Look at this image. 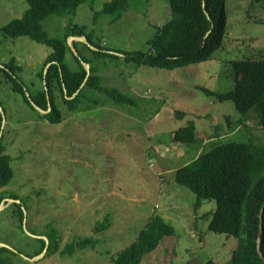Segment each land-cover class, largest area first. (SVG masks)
<instances>
[{
  "label": "rangeland",
  "instance_id": "rangeland-1",
  "mask_svg": "<svg viewBox=\"0 0 264 264\" xmlns=\"http://www.w3.org/2000/svg\"><path fill=\"white\" fill-rule=\"evenodd\" d=\"M110 1L86 0L74 15H51L44 27L51 36L63 37L68 24L87 25V31L106 47L146 50L148 41L173 15L168 0H129L117 18L103 10ZM27 8V0H0V67L15 59L22 66L21 79L35 94L45 87L41 72L52 48L29 36L10 38L2 33L4 25L23 16ZM225 12L228 33L223 46L207 61L174 70L136 67L114 56L97 59L79 43L94 64L103 62V85L128 94L134 104H117L103 93H91L90 100H102L100 106L73 114L61 105L65 120L55 124L15 91L4 73L0 75V144L12 156L14 169L12 181L3 189L18 194L28 208L22 206L26 221L21 226L12 202L4 201L0 207V245L17 252L8 255L14 264H112L155 215L173 225L175 234L166 236L142 264L231 260L238 239L209 229L216 200H205L196 212L195 193L175 180L180 166L218 144L254 140L264 145V129L255 111L243 116L232 100L220 101L199 88L231 90L233 61L264 55V5L226 0ZM72 53L68 52L67 61L75 68ZM77 117L82 122L73 124ZM191 122L197 128V141L173 142L174 131ZM218 131L221 134L213 139H203ZM107 214L110 227L96 234V223ZM51 222L62 234V247L89 235H95V246L70 256L58 252L30 259L38 246L34 238H39L32 234L47 237L43 233ZM163 246L161 255H151Z\"/></svg>",
  "mask_w": 264,
  "mask_h": 264
},
{
  "label": "trees",
  "instance_id": "trees-1",
  "mask_svg": "<svg viewBox=\"0 0 264 264\" xmlns=\"http://www.w3.org/2000/svg\"><path fill=\"white\" fill-rule=\"evenodd\" d=\"M27 1L28 8L23 16L4 25L2 33L10 38L29 36L52 48L53 52L44 63L45 70L50 64L48 71L46 75L45 70L41 72L45 87L35 94L31 93L20 77L22 66L16 64L15 59L0 67V75L4 73L7 82L12 83V88L21 93L32 107L42 111L43 118L55 124L65 120L63 105L73 114L88 112L100 106L102 100H90L91 93H103L117 104L135 103L128 94L103 85V76L100 74L103 62L94 64V60L78 46L79 43H83L86 51L97 59L114 56L124 58L136 67L149 65L174 70L211 59L223 46L228 33L226 0H168L173 12L172 18L148 41L150 47L146 50L124 51L106 47L100 39L95 40L93 32L87 31V25L70 23L63 37H53L45 29L44 21L48 17L74 15L80 4L86 0ZM128 2L129 0H111L103 10L115 13L119 18L126 10ZM250 2L253 5L256 3L264 5V0ZM70 37L74 38L72 44L69 42ZM76 37H85L87 42L75 39ZM69 51L74 54L77 63L75 68L67 61ZM233 67L235 85L231 90L215 92L204 86L199 88L215 95L220 101L232 100L243 116L255 111L259 125L264 129V55L261 53V56L234 60ZM178 114L185 116V112L182 111H178ZM172 140L183 144L196 142L195 123L191 122L175 130ZM13 177L12 156L1 143L0 206L8 198L21 200L18 194L3 189L10 184ZM175 180L195 193L196 212L205 200H216L217 207L209 223V229L238 239L232 258L226 264H264V145L259 146L254 140H230L218 144L211 150L203 152L194 161L180 166L175 172ZM11 205L17 207L16 214L23 226L26 214L22 206L28 210L25 202L13 201ZM110 219V215L107 214L103 221L96 223V234L110 227ZM261 222L263 231L259 249ZM47 226L49 231L43 233L49 239L45 256H52L58 252L70 256L78 250L95 246V235H89L84 238L77 237L62 247L63 237L59 229L53 222ZM174 234V226L163 216L155 215L151 217L137 239L115 257L112 264H142L146 255L154 253L166 236ZM34 240L38 246L29 255L31 258L40 256L47 245L43 237ZM165 248L166 246H163L159 252L151 255H161L160 252ZM10 253L17 252L8 247H0V264H14L8 256ZM205 264L217 263L210 260Z\"/></svg>",
  "mask_w": 264,
  "mask_h": 264
},
{
  "label": "water",
  "instance_id": "water-1",
  "mask_svg": "<svg viewBox=\"0 0 264 264\" xmlns=\"http://www.w3.org/2000/svg\"><path fill=\"white\" fill-rule=\"evenodd\" d=\"M73 37H70V39H72ZM70 39H69V42L71 43V41H70ZM75 39H78V40H80V41H83V42H87V40H86V38L85 37H76ZM72 44V43H71ZM75 49V48H74ZM49 66H50V64L47 66V68H46V70H45V75H46V73H47V71H48V68H49ZM87 67H88V69H89V64H87ZM49 105H50V107H49V110L51 109V102L49 101ZM48 110V111H49ZM48 111H43V112H48ZM0 186H1V183H0ZM8 201H10V202H13V201H18V202H21V200H15V199H10V198H8L7 199ZM1 207V206H0ZM2 208V207H1ZM263 216V211H262V213H261V217ZM25 221H26V219H25ZM25 228L28 230V228L26 227V225H25ZM262 231H263V227H262V222H261V229H260V235H259V240H258V247H259V249H260V247H261V235H262ZM28 232H29V230H28ZM30 234H32V233H30ZM33 236H35V237H42L41 235H35V234H32ZM43 238H45L46 239V241H47V245H46V248H45V250H44V252L42 253V255H44L46 252H47V250H48V246H49V239L47 238V237H43ZM2 246H4V247H8V248H11V249H13L12 247H10V246H8V245H6V244H1L0 245V247H2ZM35 258L36 257H34V260H35ZM30 259H33V258H30ZM264 259V258H263Z\"/></svg>",
  "mask_w": 264,
  "mask_h": 264
},
{
  "label": "crops",
  "instance_id": "crops-1",
  "mask_svg": "<svg viewBox=\"0 0 264 264\" xmlns=\"http://www.w3.org/2000/svg\"><path fill=\"white\" fill-rule=\"evenodd\" d=\"M100 74L103 75L102 70H100ZM133 92H134V93H137V92L134 91V90H133ZM75 114H81V112H80V113H75ZM78 116H79V115H78ZM77 118H78V121H77V122H74L73 124H78V122H82L80 117H77ZM83 121L86 122V117H85V118L83 117ZM68 122H72V120H71V121H68ZM62 123H63V122H62ZM62 123H60V124H62ZM239 124H241V123L239 122ZM196 131H197V128H196ZM223 132H226V130L224 129ZM220 134H221L220 131H218L217 134H212V135H210V136H204L203 139H205V140H207V139H213V136L220 135ZM197 155H198V154H197Z\"/></svg>",
  "mask_w": 264,
  "mask_h": 264
}]
</instances>
